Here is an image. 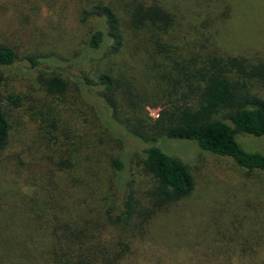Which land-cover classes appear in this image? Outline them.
Instances as JSON below:
<instances>
[{"label": "trees", "instance_id": "obj_1", "mask_svg": "<svg viewBox=\"0 0 264 264\" xmlns=\"http://www.w3.org/2000/svg\"><path fill=\"white\" fill-rule=\"evenodd\" d=\"M80 1L84 2L78 9L80 24L93 21L83 40L86 54L91 59L104 50L106 63L102 71L96 72L95 78L81 75L79 82L86 90L98 89L103 112L97 110L103 117L97 113V106L84 99L82 87L78 88L68 76L49 75L35 91L46 96L76 91L72 96L73 102L77 104L81 101L90 107L95 125L120 151L118 156L108 159L111 176H107V181L109 187L110 184L112 186L111 190L123 195L122 203L120 206L110 205L99 212L84 202L83 196L90 199L94 195L97 189L94 184L104 181V172L94 165L99 161V154L95 152L93 142L84 139L73 142L76 135H70L67 125L62 128L64 142L58 143L57 135L52 134L55 120L48 121L46 125L52 127L51 132H46L50 144L64 149L66 158L57 162L58 168L54 173L56 179H60V173L68 174V184L62 189L57 181L49 183L44 176L45 170L38 165L37 172L31 177L39 178L40 185L36 191L41 193V201L34 198L28 203V208L21 212L27 218L16 224L13 232L10 229L15 223L14 216L18 214H11L14 208L10 210L0 202V264H125L126 259L130 260L132 256L143 258L142 251L129 247L130 239H135L144 231L155 209L188 197L193 189L187 166L160 150L158 142L190 141L202 152L229 158L245 173L259 172L264 175V155L246 150L235 139L237 134L264 137V98L255 91L257 87L264 88V59L253 60L255 63H252L243 56L215 57L216 48L213 49L212 45L207 47L201 42L199 50L193 51L189 41V44H178L184 51L183 65L178 66V73L170 78L172 69L165 70V64H160L156 57H168L170 50L167 42L175 41L176 34L167 32V29L178 25L179 17L166 11L162 0H131L128 4L118 5V8L110 1ZM223 1L225 4L230 1V6H235L229 19V36L234 41H248L244 23L264 31V0ZM247 2L250 4L246 9ZM188 5L192 9L187 8ZM176 6L177 10L196 18V9L200 13L204 10L187 0L186 4ZM239 15L240 20L233 24V16L238 19ZM189 26L195 27L193 22ZM199 33H194L197 39L201 35ZM223 43L227 48L233 46L229 40ZM199 56L208 57L205 63L197 66ZM16 57L12 48L0 44V70L12 66ZM108 57H120V63H110ZM37 59L30 56L27 61L33 67ZM114 66L117 70L113 71ZM141 66L145 69L143 81L151 80L153 85L172 81L176 86L188 87L193 101L177 106L167 100L168 104H164L159 114L158 126L149 125L142 113V107L148 101L144 102L145 99L138 96L135 103L132 85L127 83L131 78L134 84L133 74ZM159 92L155 91L150 97H166ZM6 98L11 103L16 102L10 96ZM10 111L0 96V151L8 143L13 121ZM128 139L137 142L139 148L128 144ZM127 158H137L135 163L151 180L145 202L134 198L133 191L129 189L131 182L127 180V173L125 175ZM8 193L3 191L6 197ZM96 199L101 203L97 209L109 203L104 196H97ZM106 226L118 229L119 237L114 241L104 239ZM218 249L208 248L209 252L222 255L223 259L217 264H235L231 261L233 256L243 260L236 264H264V248Z\"/></svg>", "mask_w": 264, "mask_h": 264}, {"label": "rangeland", "instance_id": "obj_2", "mask_svg": "<svg viewBox=\"0 0 264 264\" xmlns=\"http://www.w3.org/2000/svg\"><path fill=\"white\" fill-rule=\"evenodd\" d=\"M101 1H110L117 7L131 0ZM187 1L204 8L201 13L196 9L197 18L176 9L177 4H186V0H162L165 10L179 17V20L176 17L178 25L174 24L167 29V32L173 31L176 34L175 41L167 42L170 50L168 57H156L160 64H165V70L172 69L170 78H174L178 66L183 65L184 51L178 44H189V41L193 51L199 50L201 42L207 47L212 45L213 49L216 48L215 57L243 56L252 60V63H255L253 60L264 59V31L260 28L244 23L248 41L237 43L229 36V19L235 11L230 1H226V4L222 0ZM249 4L246 3V9ZM82 5L84 2L80 0H0V44L12 48L17 56L12 66L0 70L1 100L11 110L13 120L7 146L0 151V202L10 210L14 208L11 214H18L14 216L15 223L10 232H13L16 224L27 218L21 212L28 208V203L34 198L41 201V193L36 191L40 185L39 178L31 177L37 172L38 165L47 174L53 173H44L49 183L55 184L57 181L61 188L68 184V174L60 173V179H56L54 173L58 168L57 162L66 158L64 149L50 144L46 132H51L52 127L46 125L48 121L55 120V131L52 134L57 135L58 143L64 142L62 128L67 125L70 135H76L73 142H81L83 139L93 142L95 152L99 154V161L94 165L104 172V181L94 184L93 187L97 188L94 195L90 199L83 196L84 202L99 212L110 205L120 206L122 203L123 195L111 190L112 186L110 184L109 187L107 181V176H111L108 159L118 156L120 151L114 143L108 141L103 130L95 125L90 107L81 101L77 104L73 102L72 96L76 91L60 96H46L43 92L35 91L52 74H61L63 78L68 76L80 88L81 75L94 77L97 71L105 68L104 50L89 59L83 46L93 21L80 24L78 9ZM187 8L192 9L189 5ZM239 20L240 15L238 19L233 16L231 22L236 24ZM190 22L195 27L189 26ZM199 32L203 37L200 38V35L197 39L194 33ZM226 40L233 45L231 48L224 47L223 42ZM30 56L38 58L33 67L27 61ZM207 57L199 56L197 66L205 63ZM108 58L110 63H120V57ZM126 60L129 61L127 57ZM116 68L114 66L113 71ZM142 69V66L137 68L133 74L134 84L131 78L127 83L132 85L131 93L135 103L138 96L145 99L144 102L148 101L142 107V113L149 125L158 126L159 114L167 100L177 106L193 101V94H190L191 89L188 87L176 86L172 81L168 84L158 82L156 85L151 80L143 81L145 69ZM80 89L84 99L94 107L97 106L95 109L98 114V110L102 113L98 89ZM157 90L160 94H166V97L151 98ZM255 91L264 98V88L257 87ZM7 96L16 102L11 103ZM235 139L246 150L264 155V137L237 134ZM127 143L139 148V144L131 139ZM157 146L187 166L193 189L188 197L154 210L144 231L129 242V247L142 251L144 257L132 256L134 258L126 259L125 264H217L223 259L222 255L217 256L216 252L211 253L208 248H264L263 174L245 173L229 158L202 152L190 141L158 142ZM69 158L71 160L70 155ZM136 159H125V175L127 173V180L131 182L129 189L133 191L134 198L145 202L151 189V180L143 173L140 165L135 163ZM5 190L9 191L7 197L3 194ZM97 196L106 197L109 203L97 209L101 204ZM104 230V239L114 241L119 237L120 231L116 228L106 226ZM171 248L180 249L173 251ZM238 259L233 256L231 261L235 264L243 262Z\"/></svg>", "mask_w": 264, "mask_h": 264}]
</instances>
